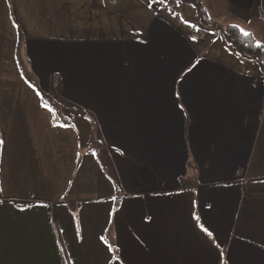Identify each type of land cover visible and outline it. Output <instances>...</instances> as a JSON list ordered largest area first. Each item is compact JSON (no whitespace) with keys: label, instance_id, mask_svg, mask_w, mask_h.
Masks as SVG:
<instances>
[{"label":"crops","instance_id":"0c3cea01","mask_svg":"<svg viewBox=\"0 0 264 264\" xmlns=\"http://www.w3.org/2000/svg\"><path fill=\"white\" fill-rule=\"evenodd\" d=\"M57 1L0 0V264H264L258 64L163 8L51 36ZM201 1L264 42V0Z\"/></svg>","mask_w":264,"mask_h":264},{"label":"rangeland","instance_id":"374dc122","mask_svg":"<svg viewBox=\"0 0 264 264\" xmlns=\"http://www.w3.org/2000/svg\"><path fill=\"white\" fill-rule=\"evenodd\" d=\"M63 2L62 0L57 1V3H61V5ZM78 2L79 0H77V2H75V0H67V7L65 8V13L67 15L65 17V19L67 18L66 29L51 31V36L58 35L62 38L66 35L67 39L73 38L75 27L79 28L80 26H82L84 31L88 32L94 30H98L99 32H111L113 28L116 32V36L122 32H135L137 34L140 32L139 26L146 23L148 19L153 18V16H149L150 14L152 15L151 12L143 10L145 8L147 9V7L152 8V10L156 12L163 8L161 11L162 13L158 16L165 18L171 23H173L175 19L178 22L187 24L191 26L192 29H196L198 35H202V31H205L196 25L197 10L195 7L193 5L183 4L179 0H165V3H160L159 0H81L80 2L83 4L82 15L76 12L78 9ZM75 3H77V6L74 10L72 4ZM129 11H140L141 15H127ZM36 27L38 28V30H36V36H48V32L40 30V24H37ZM106 27L109 29H106ZM224 43H227L226 40H224ZM23 71L25 74L27 69L23 68ZM27 74L30 82H32L37 91L36 95L39 94L41 98L42 92L38 87L39 81L36 76H32L29 71H27ZM39 96L37 95L38 99ZM48 98L51 100L53 99L50 96H48ZM36 102L38 103L37 98Z\"/></svg>","mask_w":264,"mask_h":264},{"label":"trees","instance_id":"16d2710c","mask_svg":"<svg viewBox=\"0 0 264 264\" xmlns=\"http://www.w3.org/2000/svg\"><path fill=\"white\" fill-rule=\"evenodd\" d=\"M183 4L193 5L197 10V23L196 25L205 31L208 32H218L221 33L238 56L241 58L256 62L259 66V69L262 73H264V47H257V44L264 45L263 41H260L256 38V36L246 31L242 26L227 24L222 25L214 21L206 7L203 5L201 0H179ZM243 29L250 36H244L239 30ZM43 93H41V98L44 103L50 106L51 101H48V98L45 97ZM51 108V107H50Z\"/></svg>","mask_w":264,"mask_h":264},{"label":"snow or ice","instance_id":"6c2138e0","mask_svg":"<svg viewBox=\"0 0 264 264\" xmlns=\"http://www.w3.org/2000/svg\"><path fill=\"white\" fill-rule=\"evenodd\" d=\"M160 3H165V0H159ZM244 36H250L249 33H247L246 31H244L243 29H240L239 30ZM257 47L260 48V47H264V45H260V44H257ZM203 231H205L209 236L212 235L211 232H208V230L206 228L202 229ZM103 239V238H102Z\"/></svg>","mask_w":264,"mask_h":264}]
</instances>
